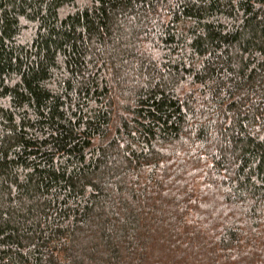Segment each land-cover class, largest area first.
<instances>
[{"label": "trees", "instance_id": "trees-1", "mask_svg": "<svg viewBox=\"0 0 264 264\" xmlns=\"http://www.w3.org/2000/svg\"><path fill=\"white\" fill-rule=\"evenodd\" d=\"M0 264H264V0H0Z\"/></svg>", "mask_w": 264, "mask_h": 264}]
</instances>
